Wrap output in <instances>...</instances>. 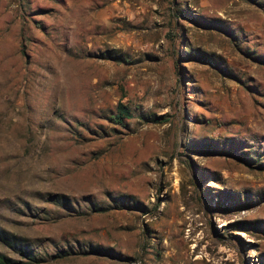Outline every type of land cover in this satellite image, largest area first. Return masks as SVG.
Segmentation results:
<instances>
[{
	"label": "rangeland",
	"instance_id": "rangeland-1",
	"mask_svg": "<svg viewBox=\"0 0 264 264\" xmlns=\"http://www.w3.org/2000/svg\"><path fill=\"white\" fill-rule=\"evenodd\" d=\"M0 228L38 264H264V0H0Z\"/></svg>",
	"mask_w": 264,
	"mask_h": 264
},
{
	"label": "trees",
	"instance_id": "trees-1",
	"mask_svg": "<svg viewBox=\"0 0 264 264\" xmlns=\"http://www.w3.org/2000/svg\"><path fill=\"white\" fill-rule=\"evenodd\" d=\"M134 117L132 111L130 108L124 104V102H120L117 107V114L111 117L110 119L118 125H124L125 120H131ZM232 155L235 157V159L242 164L251 167L253 165L252 158L248 157L245 152L241 153H232ZM62 198V199H61ZM55 200L53 202L55 204L71 208V205L67 198L55 196ZM95 212H105L106 210L104 208H95ZM26 240L16 236L15 234H12L10 232H7L4 229L0 228V243L5 246L6 248L10 249L14 253L20 254L23 256L24 259L16 260L13 259L2 252H0V264H38L43 262L42 256L36 253V251L32 250L31 248H28L26 245ZM93 253L96 254H104L108 253L106 250L98 249L94 250ZM70 254L67 251H61L58 254L52 256L53 259H64L69 257Z\"/></svg>",
	"mask_w": 264,
	"mask_h": 264
}]
</instances>
